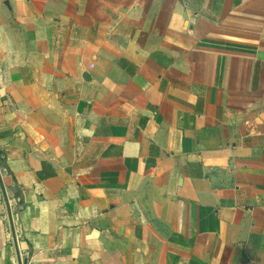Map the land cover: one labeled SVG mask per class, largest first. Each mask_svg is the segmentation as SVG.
Returning a JSON list of instances; mask_svg holds the SVG:
<instances>
[{
    "label": "crops",
    "instance_id": "1",
    "mask_svg": "<svg viewBox=\"0 0 264 264\" xmlns=\"http://www.w3.org/2000/svg\"><path fill=\"white\" fill-rule=\"evenodd\" d=\"M0 178L22 264H264V0H0Z\"/></svg>",
    "mask_w": 264,
    "mask_h": 264
},
{
    "label": "water",
    "instance_id": "2",
    "mask_svg": "<svg viewBox=\"0 0 264 264\" xmlns=\"http://www.w3.org/2000/svg\"><path fill=\"white\" fill-rule=\"evenodd\" d=\"M0 191H1V195H2V198H3V201H4V206H5V210H6V215L8 216V219H9V223H10V234L12 236V242H13V245H14V251H15V254H16V260H17V264H22L21 262V257H20V254L18 253V250H17V247H16V241H15V234H14V230H13V219H12V216L10 214V208H9V203H8V198H7V195H6V192H5V186L2 182V178H0Z\"/></svg>",
    "mask_w": 264,
    "mask_h": 264
}]
</instances>
